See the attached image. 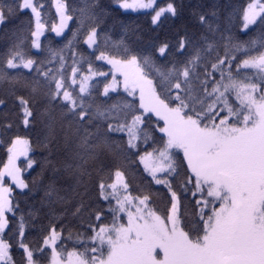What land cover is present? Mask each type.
<instances>
[{
	"label": "snow or ice",
	"instance_id": "1",
	"mask_svg": "<svg viewBox=\"0 0 264 264\" xmlns=\"http://www.w3.org/2000/svg\"><path fill=\"white\" fill-rule=\"evenodd\" d=\"M53 6L0 0L35 21L0 54V264H264V0L236 34L219 0Z\"/></svg>",
	"mask_w": 264,
	"mask_h": 264
},
{
	"label": "trees",
	"instance_id": "2",
	"mask_svg": "<svg viewBox=\"0 0 264 264\" xmlns=\"http://www.w3.org/2000/svg\"><path fill=\"white\" fill-rule=\"evenodd\" d=\"M251 0H219L220 5L222 6L219 10L221 11L222 15H228L229 13H233V21L232 24L229 25V27L232 28L233 34L237 33L238 29H242V15H243V8L246 7V5ZM42 4L45 5L44 9L42 10V20L43 21H51L52 19H56L58 21V17L55 15V8L53 6V0H40ZM105 3L113 4L114 8V0H104ZM161 3L165 2V0H160ZM185 5V14L182 17L180 21H177V23H183V22H191L190 18V11L193 7H195L197 4L206 2V0H183ZM68 3L76 6V7H82L83 6V0H68ZM149 17L143 14H137L135 12H131L128 14L121 15L120 11H114L111 18L107 20V29L111 31H119V23L120 21L130 22L134 24H138L142 30L146 33V38L148 36L154 35V33L151 31L148 25ZM29 22H31V30H34V21L31 17L30 12H25V14L20 15L16 18H13L12 21L6 25V26H0V54L4 53L13 43V41L16 38V34L18 32H22L25 37L30 35V28H29ZM71 23V22H70ZM161 32V35L164 36L165 34L170 35L172 32V29L168 27L167 25L163 30H158ZM46 35H48L46 33ZM54 35V34H52ZM247 39V37H244ZM43 39V37L41 38ZM47 44L48 41H45ZM28 44L30 45V39L28 40ZM0 120H3V117H0ZM8 120L11 121L13 124L17 123V117L15 115V110H12L8 114ZM15 134V133H13ZM6 160L5 150L4 148H0V167H2L3 162ZM40 172V168L36 167L34 171H31V176H27L26 178L31 180L32 177H36L37 179H40L38 176V173ZM62 186V185H61ZM19 190L14 189V195L21 203L22 209H27L28 206L36 205L39 206V200L43 196V192H36L33 193L32 196H34V199L30 197H24L20 196L18 194ZM87 199V198H86ZM159 206L161 208L164 207V202H160ZM69 222L72 230L74 232H83L86 224L84 227H81V221L73 219L69 217ZM67 232L64 233L65 236H67ZM38 241V236L35 233H30L27 237V242L32 243L35 245V243ZM15 243V240L12 241ZM67 247L69 250L72 248L71 242H66ZM14 255L17 260L20 259V251H15Z\"/></svg>",
	"mask_w": 264,
	"mask_h": 264
},
{
	"label": "rangeland",
	"instance_id": "3",
	"mask_svg": "<svg viewBox=\"0 0 264 264\" xmlns=\"http://www.w3.org/2000/svg\"><path fill=\"white\" fill-rule=\"evenodd\" d=\"M250 2H251V1H250ZM250 2H249V3H250ZM246 6H247V5H246ZM54 8H55V7H54ZM33 21H34V19H33ZM57 22H58V21H57ZM34 28H35V21H34Z\"/></svg>",
	"mask_w": 264,
	"mask_h": 264
}]
</instances>
